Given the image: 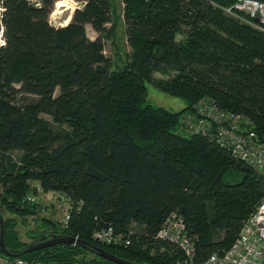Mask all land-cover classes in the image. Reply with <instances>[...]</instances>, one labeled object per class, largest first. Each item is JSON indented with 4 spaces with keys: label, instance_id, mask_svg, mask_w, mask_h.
I'll return each instance as SVG.
<instances>
[{
    "label": "trees",
    "instance_id": "16d2710c",
    "mask_svg": "<svg viewBox=\"0 0 264 264\" xmlns=\"http://www.w3.org/2000/svg\"><path fill=\"white\" fill-rule=\"evenodd\" d=\"M74 1L70 21L54 26L49 15L61 0H1L0 213L11 214L3 217L4 244L16 253L75 236L133 262L176 264L180 249L156 239L175 212L194 241V264L222 254L264 196V175L215 138L186 133L181 119L207 99L264 136V33L221 8L233 0ZM119 21L130 51L110 60L104 40ZM145 81L185 106L149 103ZM37 185L69 199L70 219L63 226L39 217L25 242L15 217L38 218L40 203L26 200L39 195ZM102 226L131 243L94 240ZM21 257L116 264L71 243Z\"/></svg>",
    "mask_w": 264,
    "mask_h": 264
},
{
    "label": "built area",
    "instance_id": "2783aa9c",
    "mask_svg": "<svg viewBox=\"0 0 264 264\" xmlns=\"http://www.w3.org/2000/svg\"><path fill=\"white\" fill-rule=\"evenodd\" d=\"M221 8L230 15L264 33V0H233ZM0 7V35L3 32ZM181 128L188 134H199L215 138L218 143L230 151V154L264 175V136L258 139L256 133L248 127L247 120L241 115L217 109L210 100L201 99L195 111H189L181 119ZM39 194L43 193L37 185ZM54 199H60V220L64 226L71 213L69 199L57 191H50ZM26 200L32 202L36 196L29 194ZM130 234V233H128ZM91 237L106 245H128L131 243L126 234L114 233L111 226H102L92 231ZM156 239L175 244L183 258L176 264H194V241L187 235L181 216L175 212L169 214L157 231ZM0 264H42L21 256L9 257L0 252ZM202 264H264V196L256 209L244 221L236 239L222 254L211 253Z\"/></svg>",
    "mask_w": 264,
    "mask_h": 264
},
{
    "label": "rangeland",
    "instance_id": "374dc122",
    "mask_svg": "<svg viewBox=\"0 0 264 264\" xmlns=\"http://www.w3.org/2000/svg\"><path fill=\"white\" fill-rule=\"evenodd\" d=\"M36 1V0H31ZM62 5H58V2L55 3L54 9L49 15V22L54 26L63 25L69 17L72 15L74 9L80 7V4L74 0H61ZM86 33L90 39H94L97 33L90 27V25H86ZM130 51V47L127 42V37L124 31L123 21H119L118 25L115 29V34H113L110 38L104 40V54L110 60H118L117 53H128ZM156 77L165 78V74H161L159 72L155 73ZM147 88V96L146 99L149 103L155 106H162L172 111H178L185 106V102L179 98L171 96L157 87H155L151 82H144ZM45 118L48 116L43 115ZM11 154L14 157H17L20 152L12 151ZM1 190V186H0ZM60 199H54L49 192H43L36 196V202L40 203L41 210L38 212V218L29 216L26 218L25 222H21V218L15 217L17 219L16 229L19 233L20 239L29 242L31 241L29 235L35 233L38 227L41 225L39 221V217H48L53 221L60 220ZM2 216L4 218L10 217L11 214L2 209ZM60 223V222H59ZM90 256H92L89 253Z\"/></svg>",
    "mask_w": 264,
    "mask_h": 264
},
{
    "label": "water",
    "instance_id": "95a60500",
    "mask_svg": "<svg viewBox=\"0 0 264 264\" xmlns=\"http://www.w3.org/2000/svg\"><path fill=\"white\" fill-rule=\"evenodd\" d=\"M0 4H1V0H0ZM1 7V5H0ZM71 19V16L69 17V19L60 26H65ZM3 44L2 41V34L0 35V46ZM63 243H71V244H78V245H82L87 247L88 249H90L91 251H93L94 253L104 257L105 259L112 261L116 264H142V263H137V262H133L130 260H126L123 259L121 257H118L108 251H106L105 249L92 244L91 242L84 240V239H80L78 237L75 236H57V237H51V238H47L38 242H35L33 244H31L30 246L26 247L25 249H23L20 252H12L10 250L7 249L6 245L4 244V220H3V216L0 213V252L6 256L9 257H19V256H23L26 253H30L32 251L35 250H40V249H44L46 247H51L53 245L56 244H63ZM63 264H80L77 262H65Z\"/></svg>",
    "mask_w": 264,
    "mask_h": 264
},
{
    "label": "bare ground",
    "instance_id": "6f19581e",
    "mask_svg": "<svg viewBox=\"0 0 264 264\" xmlns=\"http://www.w3.org/2000/svg\"><path fill=\"white\" fill-rule=\"evenodd\" d=\"M62 25V24H61Z\"/></svg>",
    "mask_w": 264,
    "mask_h": 264
}]
</instances>
